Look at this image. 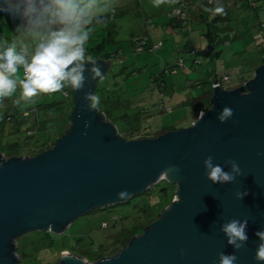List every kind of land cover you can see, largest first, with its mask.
<instances>
[{"label": "water", "instance_id": "1", "mask_svg": "<svg viewBox=\"0 0 264 264\" xmlns=\"http://www.w3.org/2000/svg\"><path fill=\"white\" fill-rule=\"evenodd\" d=\"M95 62L104 77L111 61ZM84 75V89L72 88L70 130L50 149L33 156L0 152V264L19 263L17 238L24 234H61L79 217L123 204L163 179L176 186V199L120 252L93 263L62 253L55 264H218L220 251L233 252L219 226L233 218L249 219L248 244L237 264H261L254 256L255 233L264 230V156L257 155L264 153V55L241 85L213 88L210 108L191 125L142 139L124 138L98 108L85 109V92L95 94L102 78ZM224 107L234 115L221 123ZM209 155L221 166L236 160L244 175L233 184L211 185L203 167ZM171 166L179 171L166 172ZM121 191L130 196L118 199ZM238 191L248 194L239 201Z\"/></svg>", "mask_w": 264, "mask_h": 264}, {"label": "rangeland", "instance_id": "2", "mask_svg": "<svg viewBox=\"0 0 264 264\" xmlns=\"http://www.w3.org/2000/svg\"><path fill=\"white\" fill-rule=\"evenodd\" d=\"M174 1L171 0L170 2L169 0V2L156 7L153 0H110L111 7L103 15L111 13L110 22L112 25L116 24L115 27L109 28V20H106V24H102L103 27L98 28L103 35L98 34L94 39L91 38L89 40L90 47L85 46L86 52L91 54L93 58H98L104 54L107 56L108 53L111 57L109 59L111 61L110 70L98 81V87L105 81L112 82L115 80L118 84L116 90L111 93L112 98L115 101L117 99H119L118 101H131L130 103H122L121 101L119 105L114 107V111H111L114 123L121 130L124 126L133 125V122H127H131L133 119L131 115L135 116L136 112L139 114L140 124L148 125L151 129L158 130L170 124L171 121L174 122L171 107L164 105L167 108L163 112L157 109L158 100L161 98H159L161 91L156 88L157 84L166 82L170 87V93L165 94L163 100L174 107L181 108L180 105L184 104L190 97L195 98L203 93L204 89H207L220 73H230L231 81L237 83L240 80L238 70L245 71L246 66L252 63L260 64L264 50L260 52L256 44L264 39V0L255 1L258 7L254 9L249 8L244 0H198L201 6L200 10L208 22L213 21L215 16L223 15L224 20H220L218 24L212 23L211 30L214 33H217L218 27L219 32H221L220 29L227 30L228 28L222 25L228 24L227 26L231 29L228 33L234 37L231 39L232 43L219 44L221 52L218 60L216 57H206L200 51L207 48V44L210 43L209 38L213 35L210 34L209 37L210 29L209 24L208 27L206 26V21L198 22L192 16L189 20V7L194 2L191 0L183 1L187 6L179 13L182 5L179 4L173 10L171 7ZM217 6H223L224 14H214L212 10ZM202 8L204 9L202 10ZM169 9L171 10L170 14L166 12ZM243 11H246V16ZM172 17V22L167 25L166 22L170 21ZM174 17L181 19V26L172 27L174 20H176ZM153 24L156 26H152ZM114 28L115 34L113 33ZM145 30L151 33L150 35L156 43L150 44L148 41V45L139 49L138 43L134 45L133 39L140 36H142L141 38L148 37ZM98 39H107L104 49L96 48V40ZM194 50L195 52H193ZM185 66L189 70H184ZM211 67L215 70L211 71ZM204 71H207V75L203 74L201 85L189 83V79L195 81V78L200 77ZM212 72L215 74L210 77ZM222 83L225 88H231L229 83ZM67 88L69 89V87ZM112 89H115V86ZM69 93V96H66L61 90L53 94L39 95L34 98V101L44 103L63 100L66 103L73 98V94ZM63 111L65 112V109H59L58 112L62 115ZM44 113V109H39L35 115H41V120H43ZM122 114L126 115L120 118ZM64 120L65 118L58 120L57 127H59L57 130H63L64 125H60L65 123ZM9 127L11 126H8V130ZM30 128H34V126L33 122L28 120L24 123L22 131L16 134L19 136L21 144H24L23 142L26 140L33 139L27 138L29 135L27 129ZM16 135L14 136L17 140ZM2 144H7V141L0 137V147L5 149V153L8 154L10 148L3 147ZM16 149L22 153V150H19L23 149L22 147ZM167 184L169 185H167L168 192L166 194L163 193L162 195L152 191L151 197L149 196L150 202L157 209L169 195L172 201L176 199V186L168 181ZM153 186L151 187L153 188ZM151 187L145 192L149 191ZM112 208L111 212H102L99 209L94 210L97 211L96 214L93 211L89 215L79 217L61 234L50 230H35L17 238L18 264H55L62 253H79L86 257L87 261L89 258L94 259V262L103 257L115 255L120 251H111L107 256H103L104 252L102 253V251L108 248V244L120 235L135 236L141 234L150 222L144 220L139 214H135L134 217L131 216L132 218H125L130 208L124 204H118ZM161 208L163 209L164 206ZM129 213L131 214V211ZM132 225L134 228H130ZM98 248L99 251L94 252Z\"/></svg>", "mask_w": 264, "mask_h": 264}, {"label": "clouds", "instance_id": "3", "mask_svg": "<svg viewBox=\"0 0 264 264\" xmlns=\"http://www.w3.org/2000/svg\"><path fill=\"white\" fill-rule=\"evenodd\" d=\"M167 2L169 0H153L156 7ZM110 7V0H0V13L16 22L12 38L0 40V102L17 92L19 96L15 102L19 104L22 101L34 103L35 97L57 93L66 87L81 91L86 83V71L92 80L103 78L100 65L86 55L85 45L90 26ZM212 11L216 15L225 12L223 6ZM83 100L88 111L100 104V97L93 93L85 92ZM233 115L231 108L224 107L217 119L224 123ZM84 126L87 128L89 122L85 121ZM257 155L264 156V153ZM214 159L209 155L203 161L204 174L211 185L233 184L244 175L236 160L227 159L221 166ZM178 171L176 166L166 170ZM247 194L238 191L236 199L241 201ZM129 196L127 191L117 193L118 199ZM248 222V218H233L220 224L219 230L233 252L220 251L218 264H237V253L246 250L248 244ZM255 236L260 242L254 259L264 264V230L257 231ZM179 255H185L183 248Z\"/></svg>", "mask_w": 264, "mask_h": 264}, {"label": "crops", "instance_id": "4", "mask_svg": "<svg viewBox=\"0 0 264 264\" xmlns=\"http://www.w3.org/2000/svg\"><path fill=\"white\" fill-rule=\"evenodd\" d=\"M183 0H175L173 2V5L171 7V9L173 8V10L182 2ZM193 3V5L191 7H189V20H190V16H192V18L196 21H200V22H205L202 20L201 16H200V13H198L199 11V7L198 5H196L197 1L196 0H191ZM171 2V0H170ZM166 12H168L170 14L171 10H167ZM244 15L246 16V11H243ZM110 14V13H109ZM103 15V14H102ZM101 16V15H100ZM165 17V16H164ZM175 18V17H174ZM171 20L170 21H167L166 24L169 25L171 22H172V18H170ZM176 20H174L173 22V26H181L182 25V22H181V19L180 18H175ZM165 20H166V17H165ZM224 20V19H223ZM96 20H94L93 24L90 26V36H89V40L92 38L94 39L95 37L98 36V34H101L102 32H100V30L98 28L100 27H103L102 24H106V21H102L100 23H96L95 22ZM208 27V23L205 22ZM15 24L16 22L13 21L10 17L6 16L5 14L3 13H0V40H10L13 36L12 32L14 31V28H15ZM200 24V23H199ZM110 25V24H109ZM116 24H113V27H115ZM228 24L226 25H222L226 28H228L227 30L226 29H220L221 32H219V27L217 28V33H214V31L211 30V26H210V30L211 31V35L213 36H209V40H210V43L207 44V48L204 49V50H200L201 52H203L202 54H205L206 57L210 56L211 58L213 57H216L217 60L220 58V47H219V44L220 43H225V42H231L232 43V37L228 32L231 31V29L229 27H227ZM152 26H156V25H152ZM111 28V27H109ZM223 28V27H222ZM169 29V28H168ZM114 34H115V28L113 30ZM145 34H147L148 36V41L150 42V44H152L154 41V39L152 38V36L150 35L151 33L148 32V30H145ZM219 37H217L218 35ZM103 35V34H101ZM222 35V36H221ZM97 39V38H96ZM89 40L87 41L86 43V47L88 48L89 45H91L89 43ZM99 40V41H98ZM96 40L97 42V45L101 42H105V44L107 43V39H98ZM156 43V42H155ZM103 45L101 49H104L106 45ZM258 44H264V39H262ZM218 46V47H217ZM90 47V46H89ZM100 49V50H101ZM260 49V48H259ZM258 51V50H257ZM195 52V50L193 51ZM259 52V51H258ZM86 54L90 55L88 52H86ZM94 60H109V59H106V54H104L103 56H99L98 58H93ZM194 59V58H193ZM246 70H238V76H239V82L237 83H233L231 81V74L228 73V72H222V73H225V74H228L230 76V82L228 81L227 83H229V86L231 85H235V84H241V81L242 80H248L250 79L251 77H253V70L256 68V65L255 64H249L248 66H246ZM213 67H211V71H214L215 69H212ZM184 70H189L188 67H184ZM220 73V74H222ZM203 74L204 75H207V71H204L203 73H201L200 77L198 78H195V81L189 79V83L193 82L195 85H201L202 81H203ZM215 74V73H214ZM213 72L211 73L210 77L212 75H214ZM219 74V75H220ZM218 78V77H217ZM216 78V79H217ZM214 82V81H213ZM212 82V83H213ZM211 83V81H210ZM156 88L158 89V91H161L160 92V96L159 98L163 100V98L165 97L164 95L167 94V93H170V87L168 84H166V82H162L161 84H157L156 85ZM212 84L210 86H208L207 89H204L203 93H201L200 95L196 96L195 98L193 97H190L187 101L184 102V104L180 105L181 108L179 107H174L172 104H168L165 100H163V103L164 105H167L169 107H171V109H173V112L171 113V115H173V121H171L170 124H167L166 126H163L161 129H158L157 131L159 132H162L163 130H171V129H178V128H182V127H186L188 126L190 123H192L193 121H195L197 119V117L199 116L198 114H200V112L206 110V107L209 105V101H210V97L212 95ZM162 95V96H161ZM19 96V92H17L16 95H14L13 97L11 98H5L2 102H0V137L2 139H6L7 141V144H2L3 147H12L14 146L16 143H18L19 141V136H17L16 134L20 131H22L23 127H24V123L28 120H31L33 122V126L34 128H30V129H27L29 131H35L36 133L35 134H38L40 135L39 133V128L41 126H43L44 124L47 125L48 123L51 122L52 120V124L53 125H56L58 120L56 121V115L59 113H54L53 109L51 106H48L47 107V104L46 103H49V102H34V103H25V102H21L19 104H17L15 101L16 99L18 98ZM35 100V99H34ZM40 103H43L44 105H40ZM166 106V108H167ZM184 107V108H183ZM39 109H44L45 110V113L43 114L44 115V119L41 120V115H35V113H37L39 111ZM178 109V110H177ZM177 111V113H175ZM12 122V123H8V122ZM173 123L175 124H178L177 126H175ZM11 126L9 127V130H8V126ZM35 134H33L32 136H34ZM16 135L17 137V140L15 139V136ZM30 137V135L27 136V138ZM19 147V145H18ZM5 149H2L0 147V152L4 153V155L8 156L6 153H5ZM11 153H17L16 151H13Z\"/></svg>", "mask_w": 264, "mask_h": 264}, {"label": "trees", "instance_id": "5", "mask_svg": "<svg viewBox=\"0 0 264 264\" xmlns=\"http://www.w3.org/2000/svg\"><path fill=\"white\" fill-rule=\"evenodd\" d=\"M183 1H185V0H183ZM183 1L180 3L182 5L181 12H182L183 8L185 6H187L186 4H184ZM196 1H197L196 3L198 5V7L201 8L198 0H196ZM255 1H257V0H244L245 4L248 5L249 8H253V9L258 7V5H257V3H255ZM204 8H202V10ZM198 13H200V16H201L203 21L208 22V20L206 18H204L203 13L201 12L200 9H199ZM246 15H247V13H246ZM111 16H112L111 13L108 15H105V16L101 15L96 19L95 22L100 23L102 21H106V20L108 21L109 20L108 21L110 24L109 27L113 28V25L110 22ZM220 20L223 21V15L222 16H215L213 18V21L208 22L209 28H210L212 23L218 24V22H220ZM115 32H116V30H115ZM210 34H211V31L208 32L209 36H210ZM140 37H142V36H140ZM145 38H148V37H145ZM133 43H134V41H133ZM104 44H105V42L104 43L101 42L96 46V48L100 50ZM134 45H136V44L134 43ZM146 45H148V39H147ZM256 45H258V47L260 48L259 49L260 52L262 50H264V44H256ZM86 55H88V54H86ZM110 58L111 57H109V53H108V55L106 56V59H110ZM254 62L258 63L256 61H254ZM261 63H262V58H261L260 64ZM257 65H256V67H257ZM242 81H244V80H242ZM242 81H241V83H242ZM117 84H118V82H116L115 80L112 82L111 81H105L104 83H102V85L100 87H98V83H97L95 94L100 97V104L98 105L97 108L103 114L104 120L111 121L117 127L118 133L121 136H123L126 139H142V138H147V137H156V136L162 134L163 132L168 131L165 129L162 132H159L160 130L157 131V129H151L150 126H148V125L143 126L142 124H140V118H139L138 112L135 113V116L131 115V116H133L132 117L133 119L131 120V122H127V123L133 122V125L124 126L122 130L119 129V127L114 123V121L112 119L113 116L111 114V111H114V107H116V105H119L121 103V101H122V103H130L131 101L130 100L129 101H127V100L118 101L119 99H117V101H115L112 98L111 93L116 90ZM239 85H240V83L235 84V85H231V88L237 87ZM114 86H115V89H112ZM62 91L64 92L65 95L68 94L66 96H69V94H70L69 92H71V94H73V90L71 87H69V89L66 87V88L62 89ZM160 100L161 99L158 100L157 109L159 111L163 112V109H161L159 107V104H160L159 101ZM64 102L65 101L62 100V101H53V102L46 103L47 107L48 106L52 107L54 113L56 111L58 113L59 109H65V112L63 111L62 115H60L58 113L56 115V118H55L56 121L60 120L61 118H65V120H64L65 123L60 125V126L64 125L63 130L62 129L57 130V128L59 126L57 127V124L53 125L52 120H51L50 123H48L47 125L44 124L43 126H41L38 129L40 135L35 134L36 132L34 130L29 131L30 137H28V138H33V139L24 141L23 142L24 144H21L20 141H18V143H16L14 146L10 147V151L7 155L9 157L10 156H16V155H18V156H33V155L39 154L45 150L50 149L53 146L54 142L59 137H61L62 135H64L65 133H67L70 130L72 111H73L74 106H75L74 95L70 101H67L66 103H64ZM40 105H44V104L40 103ZM209 108H210V104L206 107V110ZM125 115L126 114L120 115V118L124 117ZM191 124L192 123H190L189 125H191ZM33 134H35V135L32 136ZM18 145H19V147H18ZM20 147L23 148V149H19V150H22V153L18 152L16 149V148H20ZM13 151H16L17 153H15V154L11 153ZM167 185H169V184H167V181L165 179H163L158 184L154 185L153 188L151 187V189L149 191L144 192L140 195L134 196L129 201L123 203L124 206H127V208L128 207L130 208L128 210L127 214L125 215V218H132L135 216V214L136 215L139 214L141 217H143L144 220H147L150 222L143 229V231H144L155 219H157L161 215L162 211H164L168 207V205L172 202L170 195L167 197L166 200H164V203L162 205H160L159 209H157L155 207V205H153V203L150 202V197H151L150 194L153 193L152 191L159 192L162 195H163V193L166 194L168 192V186ZM163 206H164V208H163L164 210L161 208ZM111 208H112V206L110 207V209H108V207H107V208H104V210L103 209H100V210L102 212H104V211H110L111 212L112 210H114L113 208L111 210ZM101 211H98V212L100 213ZM130 211H131V214L129 213ZM96 212L97 211H94V214H96ZM130 228H134V225H132V227H130ZM132 237H134V236L127 235V234H125L124 236L120 235V237L119 236L116 237L115 239H113L108 244V248H106L104 251H102V253L103 252L105 253V254L103 253V256L104 255L107 256V254H109L111 251H115V250L121 251L129 243V241L131 240ZM97 251H99V248L97 250H94V252H97ZM75 254H78L81 256V254H79V253H75ZM82 257H84V256H82ZM84 258H86V257H84ZM88 260L91 263L94 262V259L88 258Z\"/></svg>", "mask_w": 264, "mask_h": 264}, {"label": "built area", "instance_id": "6", "mask_svg": "<svg viewBox=\"0 0 264 264\" xmlns=\"http://www.w3.org/2000/svg\"><path fill=\"white\" fill-rule=\"evenodd\" d=\"M179 13H181V9H180ZM133 41L135 44L138 43L139 49L144 48L146 43H147V39L141 38V37H139V38L134 37ZM217 77L218 78L212 83V89L217 87V86H224L222 82L227 83L230 80V76L228 74H225V73H222V74L218 75ZM66 95H68V94H66ZM159 103H160L159 107L161 109H163V111L166 110V107L164 106V104H163L164 102L162 99L159 101Z\"/></svg>", "mask_w": 264, "mask_h": 264}]
</instances>
